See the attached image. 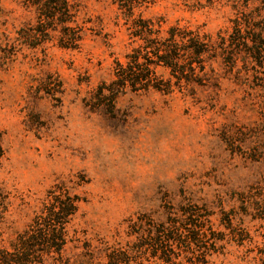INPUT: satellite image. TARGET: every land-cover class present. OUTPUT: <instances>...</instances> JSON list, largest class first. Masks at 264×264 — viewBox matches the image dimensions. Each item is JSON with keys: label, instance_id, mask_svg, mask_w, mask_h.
<instances>
[{"label": "rangeland", "instance_id": "rangeland-1", "mask_svg": "<svg viewBox=\"0 0 264 264\" xmlns=\"http://www.w3.org/2000/svg\"><path fill=\"white\" fill-rule=\"evenodd\" d=\"M149 1L131 20L151 21L158 39L177 27L221 46L192 63L188 81L151 65L146 83L171 93L126 86L110 96L115 70L142 44L112 0H69L79 38L71 48L59 46L60 23L35 34L34 8L0 0V251L64 190L78 200L68 264H110L112 254L120 259L111 264H167L134 251L133 231L195 208L208 215L204 231L223 239L218 252L172 248L170 264H264V212L227 221L241 193L264 190V37L257 60L247 51L254 25L264 36V0ZM231 229L242 236L230 239Z\"/></svg>", "mask_w": 264, "mask_h": 264}, {"label": "trees", "instance_id": "trees-1", "mask_svg": "<svg viewBox=\"0 0 264 264\" xmlns=\"http://www.w3.org/2000/svg\"><path fill=\"white\" fill-rule=\"evenodd\" d=\"M24 2L34 8L38 14L40 25L35 28V34L42 35L48 30L52 22H58L64 26L61 30L62 35L59 46L71 48L79 40L75 36L74 29L68 27L70 24H75L74 8L69 0H24ZM112 3L116 6L121 18L127 23L130 22L132 37L141 41L142 44H138L137 48L133 50L125 66H118L115 70L116 80L107 89L110 96L119 93V90L126 86H130L133 91L154 88L160 92L171 93L172 87L170 85L166 86V90H164L160 86H149L146 83L152 74L151 65L169 69L173 76L176 75L177 79L181 78L188 81L187 72L192 71V63L208 52L209 47L221 46V40L216 45L215 43L210 45L207 39L199 36V34H193L177 27L170 28L166 32L167 37L158 39L160 28L155 30L151 21L131 20L137 10L147 7L150 3L149 0H112ZM254 26L256 29L255 31L252 29L254 32L248 38L254 44V48L247 49V51L250 56L257 60V56L260 53L257 46L258 43H261L264 36H262L261 28L259 29L257 25ZM239 29L240 25L237 24V33H239ZM258 29L261 33L257 32ZM233 41L236 42L234 39ZM234 42H231L232 45L239 48L238 42ZM179 52L189 53L193 61L188 66L180 64L182 62L178 56ZM103 91L100 90L98 96H102ZM2 155L3 152L0 145V160ZM259 191L260 193L254 195H252V191L241 193L237 199V202L239 201L240 203L238 207L240 212H235L237 210L232 208V214L227 216V221L232 223V219L234 217L237 218L236 215L240 213L245 215L244 212L248 209H260L264 212V206H262L264 190ZM51 197V200L43 207L41 214L33 221V225L19 235L17 240L11 245L10 250L0 251V264H42V255H47L53 261L52 264H68L63 261L62 257L67 238L66 225L69 223L70 217L76 212L78 200L69 196L64 190L52 193ZM181 211L183 212V217H178V219L169 217L166 221L160 222L156 226H148L146 228L139 226L142 229L138 231L141 232L133 231L139 236V242L134 247V251L140 252L147 248L149 254L154 257L157 256L161 262L167 264L171 263L170 249L172 248H178L185 253L199 255L204 259L217 253V245L223 239L218 238L217 234L204 231L205 225L201 218H205L208 215L198 214L200 212L196 208ZM262 219L264 220V216ZM230 235V239L242 236L238 230L233 229H231ZM205 240H208L209 243L206 244ZM55 255L57 256L55 257ZM108 257L110 264L119 263V255L112 254Z\"/></svg>", "mask_w": 264, "mask_h": 264}]
</instances>
